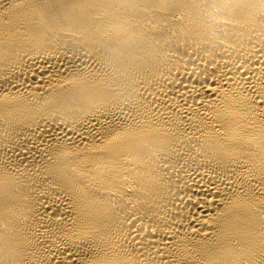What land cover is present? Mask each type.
Listing matches in <instances>:
<instances>
[{"label": "bare ground", "instance_id": "bare-ground-1", "mask_svg": "<svg viewBox=\"0 0 264 264\" xmlns=\"http://www.w3.org/2000/svg\"><path fill=\"white\" fill-rule=\"evenodd\" d=\"M0 264H264V0H0Z\"/></svg>", "mask_w": 264, "mask_h": 264}]
</instances>
